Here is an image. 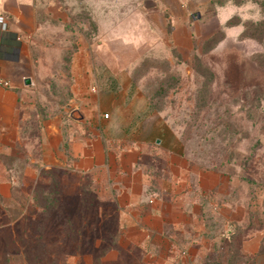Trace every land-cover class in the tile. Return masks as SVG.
I'll return each instance as SVG.
<instances>
[{"label": "rangeland", "instance_id": "374dc122", "mask_svg": "<svg viewBox=\"0 0 264 264\" xmlns=\"http://www.w3.org/2000/svg\"><path fill=\"white\" fill-rule=\"evenodd\" d=\"M19 4L0 0V33L16 31L17 10L32 11L33 25H45L37 35L35 29L31 31L24 43L40 57L37 91L51 99V109L57 105L74 119L82 115L85 104L72 99L70 82H65L81 37L89 59L90 95L97 92V84L104 90L112 85L121 92L127 89L128 102L144 107L138 114L144 120L143 131L159 121L158 128L181 140L189 168L203 173L210 166L223 169L205 207V222L211 225L204 238L195 237L185 252L158 243L152 248L157 255H148L146 264H249L242 257L229 262V243L221 233L225 226L231 227L239 248L249 232L264 230V0H20ZM55 12L65 15L66 22L60 23L63 29L50 23ZM32 37L37 41L50 37L58 50L44 49L35 40L31 43ZM67 112L61 115L67 117ZM102 119L108 123L111 115ZM26 129L30 134L35 131L34 126ZM122 129L107 132L106 139L124 145L132 135ZM26 160L22 146L14 154L0 152V170L12 169L13 179L10 196L0 199V264H20L16 251L22 238L60 254V238L67 233L63 220L46 222L41 233L32 229L27 217L10 220V210L18 204L40 203L33 190L44 187L51 174L66 178L61 169L53 168L42 170L34 182L25 175ZM78 174L68 177L96 191L107 203L100 211L121 228L124 220L112 212L106 177L96 172ZM75 200L74 196L67 199L76 206ZM188 201L185 224L196 226L191 198ZM172 204V210L183 209L178 200ZM73 208L67 215L77 226L93 221L90 208L79 213ZM87 252L57 259L60 264H93L95 255ZM116 256L111 249L103 261L110 264Z\"/></svg>", "mask_w": 264, "mask_h": 264}, {"label": "crops", "instance_id": "0c3cea01", "mask_svg": "<svg viewBox=\"0 0 264 264\" xmlns=\"http://www.w3.org/2000/svg\"><path fill=\"white\" fill-rule=\"evenodd\" d=\"M19 1L9 0L11 5L21 6ZM16 12L20 19L16 31L9 35L0 33V76L9 82L6 87L0 85V152L14 154L22 146L27 158L25 175L34 182L42 170L53 168L79 174L96 172L106 177L105 182L115 193L118 216L124 220L120 223L122 235L119 243L144 250L145 263L148 255H157L152 248L159 246L158 243L185 252L195 237L203 239L207 232L203 212L214 188L219 185V174L212 170L203 173L189 168L181 140L178 137L175 140L163 127L158 128L159 121L148 132L143 131L144 120L140 121L138 114L144 107H136L132 100L128 102L127 89L121 92L112 85V88L104 90L97 84V92L90 95L86 77L90 69L89 59L81 37V46L76 42L78 47L73 53L68 71L70 75L65 82H70L72 99L85 104L81 109L82 115L74 119L67 110H58L57 105L51 109V99L37 91L40 57L24 43L31 37V31L35 29L37 35L36 32L45 25H33L32 11ZM52 18L55 20H50V23L58 29L62 26L60 23L66 22L65 15L57 12ZM48 26L50 30L49 23ZM34 40L44 49L58 50L56 44L49 41L50 37L42 41L32 37L30 42L35 43ZM41 69L45 72L47 66ZM26 78L30 79V84H25ZM94 89L92 91L95 92ZM63 112L68 116H62ZM104 113L111 115L108 123L102 119ZM28 125L35 128L31 134L26 129ZM121 128L126 135H132L127 143L123 145L118 140L106 139L107 132H118ZM140 134L144 137L139 139ZM158 134L161 137H155ZM9 171L12 169L0 170L3 174L0 175L2 197L11 193L13 179ZM159 192L163 196L158 195ZM188 198H191L196 226L195 223L190 227L185 224L189 210L186 211L184 205L189 202ZM174 199L183 209H171ZM231 230L225 226L222 234L225 239ZM239 249L242 255L251 257L253 264H264V230L249 232L239 243Z\"/></svg>", "mask_w": 264, "mask_h": 264}, {"label": "trees", "instance_id": "16d2710c", "mask_svg": "<svg viewBox=\"0 0 264 264\" xmlns=\"http://www.w3.org/2000/svg\"><path fill=\"white\" fill-rule=\"evenodd\" d=\"M226 25L228 24L226 23ZM219 167L210 166V169L217 173H223V169ZM62 172V174L66 175L64 180H61L55 174H51L47 182H45L44 187L34 188L33 197L40 200L38 205L29 207L30 204L28 203L27 205L18 204L19 206L17 208L10 210V220H16L17 222L27 217L28 222H31L32 229L40 233L41 230L42 232L44 231L46 222L54 221L55 224H61L64 221L68 228L66 230L67 233L60 238L62 241V246H60L61 253H52V250L47 248L46 245H44L45 249H43L40 246L37 247L32 240L22 238L21 241L19 240L21 247L18 246L16 251L20 264H60L57 256L74 255L76 253L84 254L83 252H86V250L88 251V255H95L93 257V264H105L103 258L111 249L117 252V256L110 264H146L144 262L145 252L140 247L134 245L124 247L120 245L119 239L122 235V229L120 226L118 229V222L113 217L105 215V213L100 211V208H102L101 205L107 203L100 200L98 193L96 191L93 192V189L84 185L81 181L76 182V179H69L68 174H77L76 172L67 170H62ZM72 196L76 199V206L71 205L67 201ZM0 199H3L1 195ZM41 199H43L42 202ZM109 200L113 206L112 212H117L119 215V207L115 193L111 189ZM70 206L71 209L74 207L73 209L75 211L77 210L78 213L90 208L89 210L92 211L93 221H89L87 224L83 222L81 227L77 226L73 223V218L67 215ZM203 218L205 226L209 230L208 226L211 224L205 222L206 220L208 221L205 212H203ZM233 233L232 231L226 239L231 252L228 257L229 262H233L235 257H242L246 263L253 264L251 257L242 255L240 249L236 247V240ZM63 248L65 249L64 252H62ZM52 254L55 257H51Z\"/></svg>", "mask_w": 264, "mask_h": 264}, {"label": "built area", "instance_id": "2783aa9c", "mask_svg": "<svg viewBox=\"0 0 264 264\" xmlns=\"http://www.w3.org/2000/svg\"><path fill=\"white\" fill-rule=\"evenodd\" d=\"M0 85H3V86H8L9 85V82L6 80V79H4V78H2L1 76H0ZM104 117H108V114L107 113H105L104 114Z\"/></svg>", "mask_w": 264, "mask_h": 264}, {"label": "water", "instance_id": "95a60500", "mask_svg": "<svg viewBox=\"0 0 264 264\" xmlns=\"http://www.w3.org/2000/svg\"><path fill=\"white\" fill-rule=\"evenodd\" d=\"M24 82H25V84H30V79L29 78H26Z\"/></svg>", "mask_w": 264, "mask_h": 264}]
</instances>
